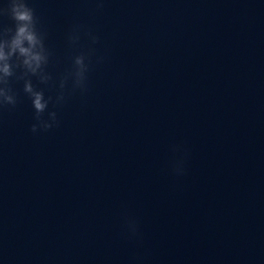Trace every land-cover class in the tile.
I'll use <instances>...</instances> for the list:
<instances>
[{"label": "clouds", "instance_id": "obj_1", "mask_svg": "<svg viewBox=\"0 0 264 264\" xmlns=\"http://www.w3.org/2000/svg\"><path fill=\"white\" fill-rule=\"evenodd\" d=\"M3 15H8L14 21V28H4L0 31V35L11 36L12 52L18 50L20 55L24 58L22 66L25 72L23 77L17 79L20 80L25 77L35 76L39 79L40 83H48V81L52 79L51 75L47 73V75L42 76L41 73L46 72L45 66L49 62L50 54L45 47L43 34H41L36 27L37 21L34 10L28 6L26 0H9V4L6 8L0 7V16ZM77 39L78 37L76 36L70 37L72 42H75ZM92 40L95 43L97 38L92 37ZM25 42H27V47L23 46ZM9 55H11V53ZM86 58V55L83 53L75 56L73 70L61 80V89L64 88L65 82L69 76L74 79L75 87L85 89L86 73L88 71V64L85 63ZM5 59V54L3 50L0 49V60ZM2 71L4 77H0V83L7 85V90L0 89V107L5 105L15 107L17 103L16 95L12 92L11 87H9V81L5 79L6 77L13 76V73L7 64H5ZM23 90L30 97L35 110V119L39 122L38 124L32 125L31 131L35 133L38 127L44 131L52 128L53 124L56 123V113H49V118L52 123L44 120L42 116L48 107L51 97L45 99L44 92L34 88L31 79H24ZM62 100L63 95L61 94L57 98V102ZM129 228L134 233L136 230L135 223L129 222Z\"/></svg>", "mask_w": 264, "mask_h": 264}]
</instances>
